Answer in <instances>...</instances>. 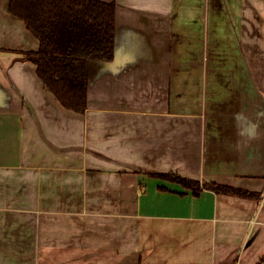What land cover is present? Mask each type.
<instances>
[{
	"label": "crops",
	"instance_id": "crops-1",
	"mask_svg": "<svg viewBox=\"0 0 264 264\" xmlns=\"http://www.w3.org/2000/svg\"><path fill=\"white\" fill-rule=\"evenodd\" d=\"M103 1L115 59L79 114L0 0V264H264V0Z\"/></svg>",
	"mask_w": 264,
	"mask_h": 264
},
{
	"label": "trees",
	"instance_id": "trees-1",
	"mask_svg": "<svg viewBox=\"0 0 264 264\" xmlns=\"http://www.w3.org/2000/svg\"><path fill=\"white\" fill-rule=\"evenodd\" d=\"M10 13L23 21L39 41L27 58L37 66L44 88L60 104L75 113L88 109L90 63L115 59L116 1L103 0H10ZM183 185L199 197L204 188L216 194L260 198V194L201 183L177 174L154 175Z\"/></svg>",
	"mask_w": 264,
	"mask_h": 264
},
{
	"label": "built area",
	"instance_id": "built-area-1",
	"mask_svg": "<svg viewBox=\"0 0 264 264\" xmlns=\"http://www.w3.org/2000/svg\"><path fill=\"white\" fill-rule=\"evenodd\" d=\"M261 198H262V201L264 202V194L262 195V197H261Z\"/></svg>",
	"mask_w": 264,
	"mask_h": 264
}]
</instances>
